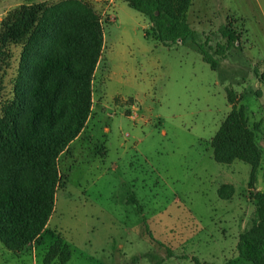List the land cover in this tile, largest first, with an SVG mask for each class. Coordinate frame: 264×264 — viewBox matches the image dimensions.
Returning a JSON list of instances; mask_svg holds the SVG:
<instances>
[{
  "label": "rangeland",
  "instance_id": "rangeland-1",
  "mask_svg": "<svg viewBox=\"0 0 264 264\" xmlns=\"http://www.w3.org/2000/svg\"><path fill=\"white\" fill-rule=\"evenodd\" d=\"M84 1L103 38L91 113L58 157L44 231L19 252L0 242V264H43L55 242L70 251L64 264H250L235 249L254 210L250 166L216 163L209 141L230 111V89L249 125H259L254 191L264 193V0H191L186 23L216 70L195 45L145 39L148 20L124 1ZM20 6L0 0V40ZM228 23L238 47L221 56L218 29ZM23 40L1 48L0 102L10 97ZM223 185L233 188L229 200L218 196Z\"/></svg>",
  "mask_w": 264,
  "mask_h": 264
},
{
  "label": "trees",
  "instance_id": "trees-1",
  "mask_svg": "<svg viewBox=\"0 0 264 264\" xmlns=\"http://www.w3.org/2000/svg\"><path fill=\"white\" fill-rule=\"evenodd\" d=\"M16 1L21 6L6 22L0 40V55H4L1 48L7 42L24 37L10 97L0 102V242L11 252L35 242L53 212L61 180L58 157L90 116L94 73L103 47L100 19L84 0ZM122 1L148 20L145 39L168 48L195 45L202 60L217 69L218 60L197 43L196 32L186 23L191 0ZM218 33L225 39L218 49L221 56L238 47L231 23ZM225 92L230 111L209 145L216 163L241 161L250 166L247 185L254 210L235 249L240 259L264 264V193L254 191L262 157L256 140L259 125L251 127L235 92ZM233 192L232 186L223 185L218 196L229 200ZM69 258L67 246L55 242L43 264L55 260L64 264Z\"/></svg>",
  "mask_w": 264,
  "mask_h": 264
},
{
  "label": "crops",
  "instance_id": "crops-1",
  "mask_svg": "<svg viewBox=\"0 0 264 264\" xmlns=\"http://www.w3.org/2000/svg\"><path fill=\"white\" fill-rule=\"evenodd\" d=\"M79 135H80V134H79ZM76 139H77V138H75V139H74V140H73V141H72L70 144L72 145V144H73V142H74ZM70 144H69V145H70Z\"/></svg>",
  "mask_w": 264,
  "mask_h": 264
}]
</instances>
